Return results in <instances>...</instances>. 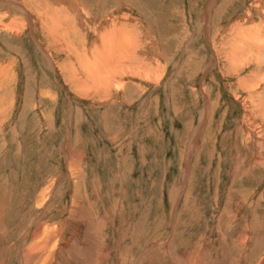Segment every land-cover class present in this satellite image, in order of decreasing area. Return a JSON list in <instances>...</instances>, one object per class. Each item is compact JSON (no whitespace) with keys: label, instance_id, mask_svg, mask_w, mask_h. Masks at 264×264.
Returning <instances> with one entry per match:
<instances>
[{"label":"rangeland","instance_id":"374dc122","mask_svg":"<svg viewBox=\"0 0 264 264\" xmlns=\"http://www.w3.org/2000/svg\"><path fill=\"white\" fill-rule=\"evenodd\" d=\"M31 1L0 0V264H25L24 243L61 226L89 264H258L264 66L229 71L227 55L234 34L249 47L245 30L264 35V0ZM114 25L137 44L124 84L77 91L62 67L78 71L79 53L102 68L97 39Z\"/></svg>","mask_w":264,"mask_h":264},{"label":"bare ground","instance_id":"6f19581e","mask_svg":"<svg viewBox=\"0 0 264 264\" xmlns=\"http://www.w3.org/2000/svg\"><path fill=\"white\" fill-rule=\"evenodd\" d=\"M25 2L27 4L30 5V2H32L31 0H25ZM24 3V2H23ZM32 5V4H31ZM263 7H264V3L262 2ZM32 7V6H31ZM33 8V7H32ZM258 8V7H257ZM37 12V11H36ZM262 12V11H261ZM260 12V13H261ZM262 15V14H261ZM42 16V15H40ZM45 16V15H44ZM39 17V16H38ZM43 17V16H42ZM40 17V18H42ZM48 17V16H47ZM46 18V17H45ZM48 21L49 20H46V19H43L41 20V23L43 24V28L46 29V37L48 38V43L49 45H54L56 47H58L62 52H65L67 51L66 49H64L63 47H61L62 45H60V43L58 42V40H62L61 37H58L59 35V29H64L61 27V25H58L56 22L55 23H51L52 24V27L51 26H48ZM58 21V20H56ZM64 21V20H63ZM78 21V20H77ZM263 24V23H262ZM54 25V26H53ZM113 30L116 31L115 35H112V33L109 34L108 38L106 40H102L101 37H103V31L100 32L101 34L99 35V38L97 39V42L98 43H101V45L103 46L102 49L97 50L99 52H96L97 54H99L100 56V59L102 61V68H100L97 63H94V61H90L86 59L85 56L81 57L82 55H80L79 53H77V57L79 59V62H77L78 64V71L76 70L75 67H73L72 64H68V67L67 65L64 67H62V70L67 72V70L69 72L68 76H69V79L72 80V84L75 86V88L77 89V91H81L83 94L84 93H88V91H90L91 89H94V90H97L99 91L98 93L93 94L94 97L98 96V97H101L104 92L107 93V92H110L109 90H111V86L112 85H115V83L117 84L116 88L121 86V84L123 82H120V79L121 78H124L126 75H123V74H129V71L126 70L125 68H123L122 66H125V67H131V64L129 62V59L130 57H132L130 55V52L129 50L131 51L133 49V47L135 48L137 46V44L134 43L135 39H133L131 37L132 33H130L128 30L126 29H123L122 27H119V26H113L112 27ZM244 29V28H243ZM233 30V29H232ZM260 29L258 28L256 30V28H252L248 31H244L246 33H248L251 37V40L252 42L255 43L254 47H249L250 45H247L248 43H242V40L243 38L242 37H236L235 34H234V37L232 39V46H230L229 48V53L227 55V58L229 59L228 60V63L230 65V69L229 71H232L234 70L235 72L236 69L240 68L238 66V63H244L245 64V67H249L251 68L252 67V64H254L253 66H256L255 68H257V70H259L258 68L262 65L264 66V35L262 34V32L259 31ZM19 31V30H18ZM63 31V30H62ZM105 31V30H104ZM241 32H243L241 30ZM12 33V32H11ZM64 33V32H63ZM232 33V32H231ZM237 33V32H236ZM264 33V32H263ZM68 34V33H64V37L65 35ZM105 34V33H104ZM232 35V34H231ZM261 35V37H260ZM57 36V37H56ZM68 36V35H67ZM262 38V39H261ZM64 39V38H63ZM113 39L116 40V44L119 45L120 43V59L124 58V53L127 55V57L124 59V61H121L120 60V64L118 63H111V67L109 68L108 66V61H107V52L111 51V47H112V44H113ZM249 40V39H248ZM263 40V41H262ZM64 41V40H63ZM67 42V40L65 41ZM69 43V42H68ZM62 44V43H61ZM64 45V43H63ZM94 45V44H93ZM96 45V44H95ZM100 45V46H101ZM97 47V46H96ZM247 47V48H246ZM259 47V48H258ZM250 48H254L255 50L257 51H253L250 52L248 51L247 49H250ZM136 51V49H134ZM250 50H253V49H250ZM68 51L71 52L68 48ZM93 51V50H92ZM88 53L87 54H92L91 56L93 57L94 56V53ZM227 51V50H226ZM124 52V53H123ZM132 52V51H131ZM228 52V51H227ZM261 53V54H260ZM110 54V53H109ZM136 54V52H135ZM118 56V55H117ZM130 56V57H129ZM88 57V56H87ZM96 57L98 56H94V59H96ZM134 57V56H133ZM93 60V59H92ZM226 60V59H225ZM237 65V66H236ZM120 66V67H118ZM243 67V65H241ZM104 67H105V70H104ZM134 67V66H133ZM263 68V67H262ZM130 69V68H129ZM144 69V68H143ZM239 70V69H238ZM81 71V72H80ZM133 73L134 70H131ZM233 71V72H234ZM83 72V74H82ZM231 72V73H233ZM255 72V71H254ZM253 72V73H254ZM264 72V68L262 70L261 73ZM143 73V72H142ZM252 73V74H253ZM256 74L259 73L258 72H255ZM133 75V74H131ZM258 76V75H257ZM251 77V76H250ZM253 77V76H252ZM254 78V77H253ZM151 79V78H150ZM251 79V78H250ZM260 79V78H259ZM113 80V81H111ZM123 80V79H122ZM149 80V79H148ZM264 80V79H263ZM256 81V80H254ZM262 81V80H261ZM151 82V81H150ZM258 82V81H257ZM261 83V82H259ZM264 83V81H263ZM124 84V83H123ZM249 86L251 85L252 87V84L251 82H248ZM254 84H256V82H254ZM257 85L259 86V84H256V87ZM248 86V85H247ZM253 88H254V85H253ZM252 88V89H253ZM79 89V90H78ZM92 91V90H91ZM94 93V92H92ZM109 94V93H108ZM111 95V94H110ZM249 97V96H248ZM251 101V100H250ZM259 101V100H258ZM259 104V103H258ZM257 104V105H258ZM258 107V106H257ZM264 108V104L262 106ZM262 108V110H263ZM250 109H253V108H250ZM258 110L261 111V108L258 107L257 108ZM262 112V111H261ZM252 113V112H251ZM263 113V112H262ZM261 114V113H260ZM262 115V114H261ZM260 115V116H261ZM250 116V115H248ZM252 116V115H251ZM259 116V115H258ZM256 118V117H255ZM262 118V117H261ZM249 122V121H248ZM256 123V122H255ZM261 128V127H260ZM256 130V129H255ZM264 141V140H263ZM264 147H262V150H263V155H264ZM263 157V156H262ZM255 159V158H254ZM256 159H257V162L258 163H264V157L263 158H259L258 156H256ZM75 162V161H74ZM77 165V164H76ZM75 169V167H74ZM76 173V172H75ZM78 191V190H77ZM78 193V192H77ZM44 197V196H43ZM47 199V198H46ZM41 201V200H40ZM81 201V200H80ZM84 207V206H83ZM73 208V207H72ZM77 208V207H76ZM77 215V214H76ZM83 215V214H82ZM74 216V215H72ZM81 216V215H80ZM3 217V216H1ZM75 218V217H74ZM77 218V217H76ZM82 218V217H81ZM79 219V218H78ZM83 221H85L84 219L85 218V214L83 215ZM73 223H74V220H73ZM77 224V222H76ZM58 225V224H57ZM37 228V227H36ZM47 228V227H46ZM42 229V228H41ZM56 230H54V234L51 235L49 238H41V230L39 228H37L33 234H32V237H34V239H37V238H41V241H38V242H34L36 244H33V245H29V247L26 248V245L24 243V247H23V252H22V258H24L23 260L25 261V264H55L56 261L59 262L60 264H89L87 258H88V255L91 254L90 252H84V255H85V259H81V258H76L75 257V254L71 253V248L72 246L74 245V240H72L71 238L69 239L68 236H66V238H64V235L62 234V230L64 228H62V226L57 229L55 228ZM1 230V228H0ZM44 230V229H43ZM2 231V230H1ZM51 231V230H50ZM3 232V231H2ZM45 233V232H44ZM26 234V233H25ZM61 237V238H60ZM243 237V236H242ZM59 238L61 239V244H59L58 248H51L52 245H53V242L54 241H57L59 240ZM252 240V239H251ZM250 240V241H251ZM249 241H247V238H244V239H241L240 241H236L235 242V245L234 246L236 249H239V250H243V247L246 246V244L248 243ZM252 242V241H251ZM23 245V244H22ZM86 246L83 245V247ZM89 248V247H88ZM264 248L263 244L260 245V248L259 249H262ZM85 249V248H84ZM87 250V249H86ZM95 250V249H94ZM105 253H106V249H104ZM241 250V251H242ZM254 250L256 249H253L251 250L250 252V249L248 250L250 252V255H253L255 252ZM258 250V248H257ZM21 251V249H20ZM103 252V253H104ZM55 254L56 255V258L58 257V259L55 261V260H52L50 261V256L51 254ZM80 253V252H79ZM95 253V252H94ZM104 253V255H105ZM248 253V252H247ZM21 254V253H20ZM82 255V254H81ZM103 255V256H104ZM185 255V254H184ZM197 255V254H196ZM244 255V254H243ZM258 256V255H257ZM257 256L255 258H257ZM190 257V256H189ZM224 257V256H223ZM222 257V258H223ZM183 258V257H182ZM199 258V257H198ZM254 258V259H255ZM22 260V261H23ZM97 260H100V264H102L103 262V257L100 256V254L98 253L96 255V262ZM196 260V259H195ZM198 260V259H197ZM21 261V260H20ZM55 261V262H54ZM74 261V262H73ZM90 261V260H89ZM208 262V260H206L204 258L203 261H201V259L198 261V263L196 264H206ZM94 264V263H93ZM98 264V263H97ZM182 264H195V261L194 259L192 260H189L188 262H182ZM208 264H210V262H208ZM258 264H264V258L258 262Z\"/></svg>","mask_w":264,"mask_h":264}]
</instances>
